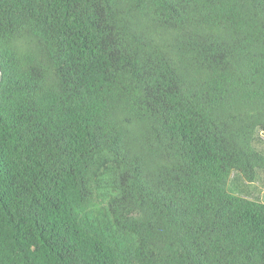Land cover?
Masks as SVG:
<instances>
[{"label":"trees","instance_id":"1","mask_svg":"<svg viewBox=\"0 0 264 264\" xmlns=\"http://www.w3.org/2000/svg\"><path fill=\"white\" fill-rule=\"evenodd\" d=\"M0 264H264V0H0Z\"/></svg>","mask_w":264,"mask_h":264},{"label":"crops","instance_id":"2","mask_svg":"<svg viewBox=\"0 0 264 264\" xmlns=\"http://www.w3.org/2000/svg\"><path fill=\"white\" fill-rule=\"evenodd\" d=\"M259 135L262 137L260 132ZM228 180L240 189L242 195L237 197L264 204V171L258 172L256 179L250 183L245 182L237 173H232Z\"/></svg>","mask_w":264,"mask_h":264},{"label":"rangeland","instance_id":"3","mask_svg":"<svg viewBox=\"0 0 264 264\" xmlns=\"http://www.w3.org/2000/svg\"><path fill=\"white\" fill-rule=\"evenodd\" d=\"M252 147L253 150L260 155L264 156V139L259 135V131L256 130L254 135H253V140H252ZM227 191L234 196L242 195L240 194V189L234 186L233 184L229 183V180L227 181Z\"/></svg>","mask_w":264,"mask_h":264},{"label":"water","instance_id":"4","mask_svg":"<svg viewBox=\"0 0 264 264\" xmlns=\"http://www.w3.org/2000/svg\"><path fill=\"white\" fill-rule=\"evenodd\" d=\"M0 80H1V70H0Z\"/></svg>","mask_w":264,"mask_h":264}]
</instances>
